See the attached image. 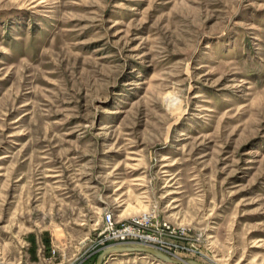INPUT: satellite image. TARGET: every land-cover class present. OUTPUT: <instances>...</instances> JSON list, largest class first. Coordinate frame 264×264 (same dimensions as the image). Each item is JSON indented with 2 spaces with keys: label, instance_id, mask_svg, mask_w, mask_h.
<instances>
[{
  "label": "rangeland",
  "instance_id": "obj_1",
  "mask_svg": "<svg viewBox=\"0 0 264 264\" xmlns=\"http://www.w3.org/2000/svg\"><path fill=\"white\" fill-rule=\"evenodd\" d=\"M106 213L264 264V0H0V263L95 264Z\"/></svg>",
  "mask_w": 264,
  "mask_h": 264
},
{
  "label": "built area",
  "instance_id": "obj_2",
  "mask_svg": "<svg viewBox=\"0 0 264 264\" xmlns=\"http://www.w3.org/2000/svg\"><path fill=\"white\" fill-rule=\"evenodd\" d=\"M103 224L102 244L149 247L160 252L163 251L162 237L169 229V226L165 223L159 224L149 213L133 217L121 224H115L112 215L106 213Z\"/></svg>",
  "mask_w": 264,
  "mask_h": 264
},
{
  "label": "water",
  "instance_id": "obj_3",
  "mask_svg": "<svg viewBox=\"0 0 264 264\" xmlns=\"http://www.w3.org/2000/svg\"><path fill=\"white\" fill-rule=\"evenodd\" d=\"M114 253H139L152 256L158 261L167 264H204L190 259H175L167 256L166 254L149 247H138L130 245H109L105 247L96 259L95 264H103L105 259Z\"/></svg>",
  "mask_w": 264,
  "mask_h": 264
},
{
  "label": "bare ground",
  "instance_id": "obj_4",
  "mask_svg": "<svg viewBox=\"0 0 264 264\" xmlns=\"http://www.w3.org/2000/svg\"><path fill=\"white\" fill-rule=\"evenodd\" d=\"M1 264V263H0Z\"/></svg>",
  "mask_w": 264,
  "mask_h": 264
}]
</instances>
